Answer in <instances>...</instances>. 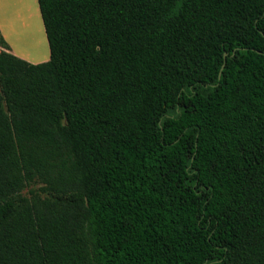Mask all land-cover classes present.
I'll return each mask as SVG.
<instances>
[{
    "label": "trees",
    "instance_id": "1",
    "mask_svg": "<svg viewBox=\"0 0 264 264\" xmlns=\"http://www.w3.org/2000/svg\"><path fill=\"white\" fill-rule=\"evenodd\" d=\"M38 3L49 60L0 30V264H264V0Z\"/></svg>",
    "mask_w": 264,
    "mask_h": 264
},
{
    "label": "rangeland",
    "instance_id": "2",
    "mask_svg": "<svg viewBox=\"0 0 264 264\" xmlns=\"http://www.w3.org/2000/svg\"><path fill=\"white\" fill-rule=\"evenodd\" d=\"M0 10L5 12L6 20L0 12V22L9 37L5 39L10 44L14 54L32 63L45 62L50 59V46L41 15L38 0H0ZM11 1V2H10ZM10 2V5H9ZM27 15H29L28 22ZM1 29V28H0ZM3 49L0 47V50ZM37 187L40 184L36 185ZM28 191V190H27Z\"/></svg>",
    "mask_w": 264,
    "mask_h": 264
},
{
    "label": "crops",
    "instance_id": "3",
    "mask_svg": "<svg viewBox=\"0 0 264 264\" xmlns=\"http://www.w3.org/2000/svg\"><path fill=\"white\" fill-rule=\"evenodd\" d=\"M13 1H16V0H13ZM10 2H11V1H10ZM10 2H9V5H10ZM1 4H2V3H1V1H0V5H1ZM0 12H1V10H0ZM1 13L4 15V16L2 17V19H3V20H6V17H5L6 14H4L5 12H4V13L1 12ZM25 20L28 22L29 19H26V17H25ZM4 24H5V23H4ZM4 24L0 22V28H1L0 30H2L3 33H5L6 37H9V35H8L7 32H6V31H7L6 28H3ZM1 25H3V26H1ZM5 35H4V36H5ZM6 37H5V38H6ZM9 45H10V44H9ZM10 47H11V46H10ZM10 51L13 53V51H12L11 49H10ZM14 53H15V52H14Z\"/></svg>",
    "mask_w": 264,
    "mask_h": 264
},
{
    "label": "bare ground",
    "instance_id": "4",
    "mask_svg": "<svg viewBox=\"0 0 264 264\" xmlns=\"http://www.w3.org/2000/svg\"><path fill=\"white\" fill-rule=\"evenodd\" d=\"M30 17H29V15H27V19H29Z\"/></svg>",
    "mask_w": 264,
    "mask_h": 264
},
{
    "label": "water",
    "instance_id": "5",
    "mask_svg": "<svg viewBox=\"0 0 264 264\" xmlns=\"http://www.w3.org/2000/svg\"><path fill=\"white\" fill-rule=\"evenodd\" d=\"M227 56V53H225V57Z\"/></svg>",
    "mask_w": 264,
    "mask_h": 264
}]
</instances>
